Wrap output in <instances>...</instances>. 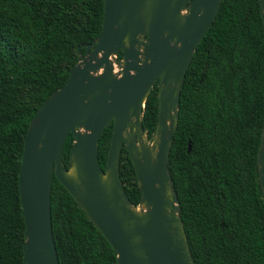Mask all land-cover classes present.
I'll return each instance as SVG.
<instances>
[{
  "label": "trees",
  "instance_id": "trees-1",
  "mask_svg": "<svg viewBox=\"0 0 264 264\" xmlns=\"http://www.w3.org/2000/svg\"><path fill=\"white\" fill-rule=\"evenodd\" d=\"M104 2L0 0V264H24L19 176L28 126L44 101L67 83L79 46L100 35ZM157 117L156 83L144 109L149 136ZM263 131L260 2L221 0L186 74L169 159L196 264H264V196L257 163ZM112 134L113 122L100 139L103 169ZM73 141L69 134L64 143L67 166ZM120 174L138 205L141 189L125 148ZM51 204L60 264H117L111 243L56 176Z\"/></svg>",
  "mask_w": 264,
  "mask_h": 264
},
{
  "label": "water",
  "instance_id": "water-1",
  "mask_svg": "<svg viewBox=\"0 0 264 264\" xmlns=\"http://www.w3.org/2000/svg\"><path fill=\"white\" fill-rule=\"evenodd\" d=\"M259 2L264 26V0ZM220 5L221 0H105L100 35L79 46L67 83L28 126L19 176L24 264H60L52 220L54 176L111 243L117 264H196L169 159L186 74ZM156 83L158 117L149 136L144 109ZM111 122L103 169L99 144ZM69 134L74 141L67 166L63 149ZM123 148L141 189L138 205L121 178ZM257 163L264 196V131Z\"/></svg>",
  "mask_w": 264,
  "mask_h": 264
}]
</instances>
